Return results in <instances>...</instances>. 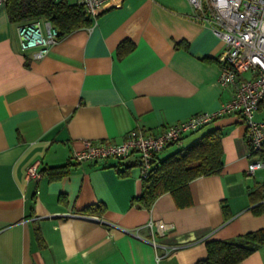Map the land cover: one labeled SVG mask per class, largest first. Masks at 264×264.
Segmentation results:
<instances>
[{"label":"crops","instance_id":"1","mask_svg":"<svg viewBox=\"0 0 264 264\" xmlns=\"http://www.w3.org/2000/svg\"><path fill=\"white\" fill-rule=\"evenodd\" d=\"M97 13L35 57L0 5V264H194L206 240L264 228V168L247 172L254 156L239 113L158 152L163 159L217 128L223 165L149 208L131 203L142 188L135 153L70 159L86 139L157 133L231 96L218 81L225 43L192 17L188 0H105ZM262 113L264 100L255 119ZM35 160L41 176L27 180ZM236 264H264V244Z\"/></svg>","mask_w":264,"mask_h":264},{"label":"built area","instance_id":"2","mask_svg":"<svg viewBox=\"0 0 264 264\" xmlns=\"http://www.w3.org/2000/svg\"><path fill=\"white\" fill-rule=\"evenodd\" d=\"M7 0H0V5ZM80 3L87 14L95 16L105 0H69ZM192 17L204 22L225 43L219 57V84L231 89L230 98L213 111H198L185 119L165 126L152 133L142 128L131 129L121 141L86 139L81 149L74 150L70 159L74 162L104 160L110 157L122 159L137 155L141 176H147L156 155L165 146L180 142L181 138L196 131L214 118L229 113H239L246 127V142L253 160L247 172L264 168V120L254 114L264 100V0H188ZM17 33L22 50L34 49L33 55L41 57L58 38V29L47 18L37 17L19 22ZM251 72L249 77L242 73ZM39 161L26 168L27 180H38ZM38 193V190L35 191ZM82 217L101 220L98 215L83 213ZM160 226H164L160 224Z\"/></svg>","mask_w":264,"mask_h":264},{"label":"trees","instance_id":"3","mask_svg":"<svg viewBox=\"0 0 264 264\" xmlns=\"http://www.w3.org/2000/svg\"><path fill=\"white\" fill-rule=\"evenodd\" d=\"M5 6L12 22H23L37 17L47 18L57 27L58 37L90 25L100 14L91 16L80 3L69 0H7ZM123 43L117 47L119 52L126 51L127 47H121ZM260 156L264 157V152H260ZM222 165L221 132L214 128L189 146L163 159H158L156 155L148 175L141 176V193L132 197L131 203L149 208L162 192L183 188L197 176L217 173ZM63 168L64 165L50 169L53 174L60 173ZM259 190L260 197L264 199V184ZM261 208L264 209V202ZM261 244H264V228L247 231L232 238L208 239L205 241L206 257L194 264H236Z\"/></svg>","mask_w":264,"mask_h":264},{"label":"rangeland","instance_id":"4","mask_svg":"<svg viewBox=\"0 0 264 264\" xmlns=\"http://www.w3.org/2000/svg\"><path fill=\"white\" fill-rule=\"evenodd\" d=\"M260 117H264V113H262V114L260 115Z\"/></svg>","mask_w":264,"mask_h":264}]
</instances>
